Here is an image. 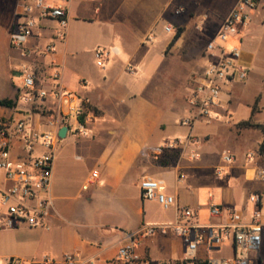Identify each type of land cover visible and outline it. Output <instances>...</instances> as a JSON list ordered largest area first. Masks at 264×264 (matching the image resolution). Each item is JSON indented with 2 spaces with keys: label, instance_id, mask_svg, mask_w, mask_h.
Listing matches in <instances>:
<instances>
[{
  "label": "crops",
  "instance_id": "0c3cea01",
  "mask_svg": "<svg viewBox=\"0 0 264 264\" xmlns=\"http://www.w3.org/2000/svg\"><path fill=\"white\" fill-rule=\"evenodd\" d=\"M238 1L69 0L65 42L57 43L52 54L25 58L9 43L19 0H0V100L14 102L12 108L0 107V123L29 118L33 127L46 128L51 113L31 112L20 100L23 64L37 72L38 84L45 89L56 83L52 77L58 72L60 87L87 100L96 116L87 138L67 132L60 139L47 193L46 227L0 230V264L12 258L39 264L46 257L61 264L69 254L76 256L77 264H122L118 250L130 242V234L145 225H168L178 219L176 207L164 210L141 197L139 184L145 178L162 181L178 207L193 210L205 237L192 257L181 238H140L136 253L149 264H220L236 258L264 264V243L253 253L237 249L229 236L210 247L206 230L228 223L225 214L210 216L213 205L234 209L241 224H251L252 194L261 198L259 222L264 225V183L253 180V169L264 161L245 159L248 152L264 149L260 51L242 45L241 63L248 78L225 88L214 121L181 125L191 116L187 98L195 76L204 68L203 61L211 59L195 32L215 36ZM165 26L173 29L169 38ZM253 27L264 35V0L231 39L241 37L243 44ZM54 29V24H43L30 48L41 50ZM158 36L162 42L154 47ZM96 48L109 52L102 68L95 63ZM46 105L54 106L52 100ZM189 136L194 143L154 152L168 140ZM20 153L15 143L13 154ZM192 153L198 154L196 160L189 158ZM226 153L234 157L233 163L223 162ZM217 168L224 170L222 176H216ZM90 178L94 183L83 189ZM5 185L0 174V188ZM194 236L191 231L190 238Z\"/></svg>",
  "mask_w": 264,
  "mask_h": 264
},
{
  "label": "built area",
  "instance_id": "2783aa9c",
  "mask_svg": "<svg viewBox=\"0 0 264 264\" xmlns=\"http://www.w3.org/2000/svg\"><path fill=\"white\" fill-rule=\"evenodd\" d=\"M56 1L58 4H53L51 0H19L9 32V43L11 48L17 50L22 57L28 58L39 53L52 54L57 43L65 42L66 4L69 0ZM260 2L261 0H239L220 24L214 38L206 44L205 52L211 59L195 76L194 86L187 98L191 116L184 118L181 125L192 127L197 122L214 121L217 118L215 109L220 106L225 88L230 84L247 80L248 69L241 63V50L236 47L228 49L222 44L236 36L251 20ZM180 12L178 10L176 13ZM45 23L55 25L52 38L41 50L38 47L30 48L29 44L35 31ZM164 30L166 33L173 31L171 26H165ZM93 55L96 65L100 68L104 67L109 52L103 48H96ZM20 72L22 103L31 112L38 111L51 115L46 116L45 129L33 127L29 118L0 123V174L6 184L5 187L0 188V230L46 227L50 207L47 193L52 178L55 153L60 142L59 130L66 127L67 132L79 138H87L90 126L96 118L87 100L60 87L58 72L52 77L56 83L51 89L39 86L37 72L27 64L21 66ZM49 100H52L54 109L46 105ZM186 142L194 143L191 136L184 141L178 138L172 139L154 152L157 155L163 149H174ZM15 143L22 153L13 154ZM256 157L264 161V149L248 152L245 159L252 162ZM189 158L196 160L198 154L192 153ZM222 159L227 165L235 160L228 153L224 154ZM223 173L222 168L215 169L217 177L222 176ZM253 180L264 183V166L253 169ZM93 183L92 178L88 179L83 189L86 190ZM139 188L144 200L155 201L164 210L176 207L178 219L168 225H145L130 234V242L118 250V261L122 264H149L147 259L137 255L135 248L140 238L153 235L181 238L185 243L187 255L194 256L198 246L205 239L202 234L203 227L195 219L196 213L189 208L178 207L175 197L165 193V184L160 180L145 178L140 182ZM249 201L254 206L253 222L249 225L241 224L240 215L234 209L210 206V216L219 217L225 214L228 219L226 224L216 228H206L210 247L218 246L225 238L231 236L237 249L259 252L264 243V225L259 222L261 198L257 194H252ZM191 231L195 234L193 239L190 238ZM3 264H23V262L12 258ZM39 264H53V261L46 257ZM61 264H77L76 256L65 255ZM220 264H249V261L245 258H236L221 261Z\"/></svg>",
  "mask_w": 264,
  "mask_h": 264
},
{
  "label": "rangeland",
  "instance_id": "374dc122",
  "mask_svg": "<svg viewBox=\"0 0 264 264\" xmlns=\"http://www.w3.org/2000/svg\"><path fill=\"white\" fill-rule=\"evenodd\" d=\"M201 40V44L206 47V44L208 43V41L214 38V36L210 37L208 33L204 32V31H197L195 32ZM166 34V38H169L172 33H165ZM164 34L161 36L163 37ZM164 38V37H163ZM243 44L241 43V37H237L234 39H230L228 40L226 43L222 44L224 47L231 49V48H242V45H244V47H247L249 50L252 51H260V53L258 54V58L261 61H264V58H262V56L260 55L261 53H264V35L261 34L260 31L256 30V27L251 28L248 37L245 40H242ZM161 38L158 36L157 40L154 41L153 45L154 47H157L160 43H161ZM209 62V60L203 61L202 67H205L206 64ZM127 67H131L132 69H134L133 64H128ZM176 74H178V72H173V76H176Z\"/></svg>",
  "mask_w": 264,
  "mask_h": 264
},
{
  "label": "trees",
  "instance_id": "16d2710c",
  "mask_svg": "<svg viewBox=\"0 0 264 264\" xmlns=\"http://www.w3.org/2000/svg\"><path fill=\"white\" fill-rule=\"evenodd\" d=\"M179 33L180 32H178L176 34V36L174 37V39L171 42V44H173L176 41V39L179 36ZM13 106H14V102L12 100H7V99L0 100V107H3V108H12Z\"/></svg>",
  "mask_w": 264,
  "mask_h": 264
},
{
  "label": "water",
  "instance_id": "95a60500",
  "mask_svg": "<svg viewBox=\"0 0 264 264\" xmlns=\"http://www.w3.org/2000/svg\"><path fill=\"white\" fill-rule=\"evenodd\" d=\"M66 133H67V128H66V127L61 128V129L59 130V133H58L59 138H60V139L65 138Z\"/></svg>",
  "mask_w": 264,
  "mask_h": 264
}]
</instances>
